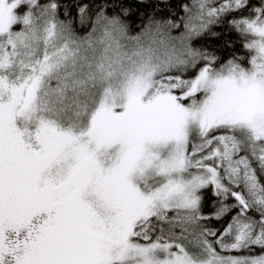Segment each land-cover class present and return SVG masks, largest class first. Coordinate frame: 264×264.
Listing matches in <instances>:
<instances>
[{
  "label": "snow or ice",
  "instance_id": "snow-or-ice-1",
  "mask_svg": "<svg viewBox=\"0 0 264 264\" xmlns=\"http://www.w3.org/2000/svg\"><path fill=\"white\" fill-rule=\"evenodd\" d=\"M0 264H264V0H0Z\"/></svg>",
  "mask_w": 264,
  "mask_h": 264
},
{
  "label": "trees",
  "instance_id": "trees-1",
  "mask_svg": "<svg viewBox=\"0 0 264 264\" xmlns=\"http://www.w3.org/2000/svg\"><path fill=\"white\" fill-rule=\"evenodd\" d=\"M208 39L211 40V41H213V42H215V43H217V44L220 43V40L217 39V38H215V37H209ZM237 47H239V45H237Z\"/></svg>",
  "mask_w": 264,
  "mask_h": 264
}]
</instances>
